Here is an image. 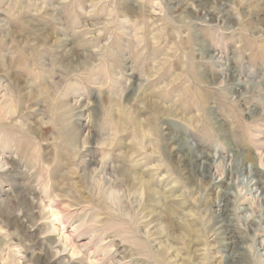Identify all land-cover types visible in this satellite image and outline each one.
Instances as JSON below:
<instances>
[{"label":"rangeland","instance_id":"374dc122","mask_svg":"<svg viewBox=\"0 0 264 264\" xmlns=\"http://www.w3.org/2000/svg\"><path fill=\"white\" fill-rule=\"evenodd\" d=\"M263 187L264 0H0V264H264Z\"/></svg>","mask_w":264,"mask_h":264},{"label":"bare ground","instance_id":"6f19581e","mask_svg":"<svg viewBox=\"0 0 264 264\" xmlns=\"http://www.w3.org/2000/svg\"><path fill=\"white\" fill-rule=\"evenodd\" d=\"M214 76V75H213ZM166 113V112H165ZM176 141V140H175ZM186 148V147H185ZM178 151H180L181 150V148H179V145H178V147L176 148ZM186 152V155H187V157H190V155L192 156V158H191V161L193 162H198V161H201L202 160V164H204V166L207 164V160H205V159H203L200 155L198 156V155H195L193 152H192V147H188V148H186V150H185ZM207 157H209V156H207ZM188 159V158H187ZM204 160V161H203ZM209 161H211V160H209ZM212 163V162H211ZM209 165V164H208ZM232 165V164H231ZM206 168H209V167H206ZM101 169V168H100ZM103 171L104 172H107V171H110L111 172V174L114 172V170H113V168H111V167H106V166H104L103 168ZM122 171V170H121ZM103 172V173H104ZM101 173V172H100ZM115 173V172H114ZM136 175V174H135ZM122 176L123 177H126L128 180H130L131 182H132V187L133 188H136V190H135V194H136V198H137V203H140L142 200H143V198L146 196H148L149 195V192L148 191H150V189H149V186H148V183H146V181L144 180V178H143V180L141 179V178H139V177H136V176H131V173L130 174H127L126 172H122ZM138 176V175H137ZM219 176V175H218ZM258 180V179H257ZM259 181H257L256 182V184L258 183ZM115 186V185H114ZM138 187V188H137ZM264 188V187H263ZM125 191H127V190H125ZM128 192V191H127ZM264 193V192H263ZM127 195V194H126ZM126 195H125V192H123L122 191V198L124 199V198H126ZM132 195V194H131ZM130 195V196H131ZM156 195V194H155ZM222 197V196H221ZM148 198H149V196H148ZM122 199V200H123ZM131 199V198H130ZM129 199V200H130ZM127 200V199H126ZM136 200V199H135ZM227 200V199H226ZM121 202V201H120ZM127 202V201H126ZM128 203V202H127ZM131 204V203H130ZM141 204V203H140ZM223 206V205H222ZM224 207V206H223ZM123 208V207H122ZM134 212V211H133ZM223 212V211H222ZM227 213V212H226ZM52 216H56V209H55V211L53 212L52 211ZM129 214V213H128ZM222 218V217H221ZM137 219V218H136ZM223 219V218H222ZM164 221V220H163ZM222 221H224V220H222ZM138 222V221H137ZM141 222V221H140ZM167 222V221H166ZM228 224V223H227ZM168 225V224H167ZM164 226H166V225H164ZM168 227V226H167ZM167 227H165V228H167ZM146 229V228H145ZM147 230V229H146ZM158 231V230H157ZM141 233H142V231H141ZM226 235V234H225ZM146 237V236H145ZM148 240V239H147ZM154 243V242H153ZM160 243H162V242H160ZM159 242H157V248L159 249V250H161L162 252L160 253V255H163V252L165 253V250H163V247L161 246V244H160ZM165 243V242H164ZM164 243H162V244H164ZM151 244V243H150ZM169 246V245H168ZM170 249V248H169ZM167 252H168V250H167ZM167 255V254H166ZM170 257V256H169ZM171 257H173V256H171ZM174 258H175V256H174ZM175 260V259H174ZM235 260V259H234ZM168 261H171V259H169ZM167 261V262H168ZM43 262V261H42ZM176 264H178L177 262H175Z\"/></svg>","mask_w":264,"mask_h":264}]
</instances>
